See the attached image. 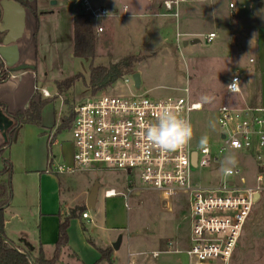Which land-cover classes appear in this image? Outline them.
<instances>
[{
    "label": "rangeland",
    "instance_id": "rangeland-1",
    "mask_svg": "<svg viewBox=\"0 0 264 264\" xmlns=\"http://www.w3.org/2000/svg\"><path fill=\"white\" fill-rule=\"evenodd\" d=\"M126 1H118V15H109L101 23L94 24L97 35V54L94 58L66 54V43L53 40L52 35V39L43 36L39 45L42 57H39L37 66L39 86L44 84L52 96L44 106L42 116L44 113L50 124L56 121L54 132L58 133L63 118L93 95L133 93L158 99L185 96L188 89L190 98L195 101L201 102L204 95L214 97L211 103L201 102V110H193L189 114L193 128L191 145L195 149L201 148L200 140L206 136L207 144L217 152L221 145L218 123V108L221 105L264 106L261 81V74L264 75V0H190L188 4L180 3L178 8L174 6L171 10L165 6L166 0H160L153 7L148 5L138 16L127 14L129 11L123 9ZM231 2L236 3L233 11L229 8ZM106 8L113 11L109 5ZM99 26L103 27L100 33L97 32ZM210 32H216L217 38L208 43L205 36ZM194 39L198 41L192 43ZM128 55L139 59L134 65V71L139 73L141 79L139 88L135 86L132 74V80L125 83L124 77L129 75L126 74L112 87L97 93L90 91L88 82L92 65L109 66ZM251 58L254 59L252 63ZM236 71L240 72L242 78L241 96L226 90L228 81ZM78 73L83 77L77 79L63 96L57 97L56 83ZM30 131L34 135L36 128ZM28 133L27 130L22 133V138L26 136L27 152L37 145L35 139H29ZM58 135L66 143L72 140L70 127L62 129ZM64 152L70 157L69 145H64ZM17 153L24 157V152L19 150ZM230 155L235 157L236 164L228 167H239L248 180L254 179L258 166L256 155L236 151L218 155L219 161L208 167L192 169V179L207 186H217L223 180H235L239 184L238 176L224 177L221 171L222 162ZM22 164L14 168L12 175V185L16 190L14 204L18 198V178L25 177ZM96 183L100 185L99 204L103 203L101 197L104 189L123 188L126 194L130 186L141 188L139 195L135 192L126 195L127 208L124 200L121 202L123 212L119 216L125 238L118 251L117 263L127 264L131 252H138L137 263L141 264H148V259L159 264L189 263L185 252L190 244L191 225L188 193H178L173 210L169 211L162 207L155 191L143 189L147 185L138 178L134 184L129 183L126 174L101 164L81 169L77 167L73 172L62 174L65 196L70 198L72 206L70 212L85 207L80 204L84 202L86 190ZM253 212L254 208L251 216ZM104 214L105 207L100 211L99 219ZM120 237L121 234H114L115 242ZM109 249L113 252L112 247ZM175 249L181 251L176 252ZM262 249L263 243L254 233L252 222H249L244 227L232 264H264ZM154 250L159 252L158 257L152 256Z\"/></svg>",
    "mask_w": 264,
    "mask_h": 264
},
{
    "label": "built area",
    "instance_id": "built-area-1",
    "mask_svg": "<svg viewBox=\"0 0 264 264\" xmlns=\"http://www.w3.org/2000/svg\"><path fill=\"white\" fill-rule=\"evenodd\" d=\"M98 1L77 0V3L93 20L113 14ZM181 1L166 0L165 6L169 10L174 6L178 8ZM229 8L233 11L236 3L231 2ZM102 31L103 27L99 26L97 32ZM216 38V32L205 36L208 43ZM250 62H254V59L251 58ZM233 77L240 81V91L235 94L241 96L243 89L239 71L233 73L227 85ZM131 80L130 75L124 77L125 83ZM226 90L230 93L227 87ZM185 91V96L158 99L142 94L114 92L87 98L75 106L70 125L72 162L55 165L53 169L57 173H64L73 172L77 167L104 165L126 174L129 183L134 184L138 178L147 185L143 189L155 191L162 207L169 211L173 210L178 193H188L191 225L190 244L185 252L189 264H232L234 252L261 188L245 186L239 167H231L230 173H223L224 177L238 176L239 184L235 180H223L217 186L194 181L191 171L218 162V155L226 151L252 153L256 155L258 166H264V106L221 105L218 108L221 145L217 152L209 144L195 149L191 141L176 152H162L146 140L145 130L156 122L163 107H170L190 121V112L201 110L203 104L192 100L188 89ZM42 94L50 96L44 89ZM261 178L260 174L258 179ZM140 190L137 185L130 186L127 195ZM104 194L111 197L119 192L109 188ZM82 217L89 218L88 211H84ZM158 255V251L152 252L153 257Z\"/></svg>",
    "mask_w": 264,
    "mask_h": 264
},
{
    "label": "crops",
    "instance_id": "crops-1",
    "mask_svg": "<svg viewBox=\"0 0 264 264\" xmlns=\"http://www.w3.org/2000/svg\"><path fill=\"white\" fill-rule=\"evenodd\" d=\"M26 1L29 7H26L25 30L23 36L17 41V45L19 63L33 65V68L11 71L9 78L0 82V103H4L11 113L26 110L35 95H43V89L49 92L50 96L48 97L52 96L51 91L44 84L39 86L37 66L39 57H42L39 45L43 36L50 38L52 35L53 40L58 41L57 39H59L61 42L66 43V54L70 53L74 56L73 21L78 8L77 0ZM118 1L99 0L98 4L105 7L109 5L110 9L113 10L111 15L114 16L118 15L120 10L117 7ZM157 1L160 0H127L123 9L129 11L127 12L128 15L138 16L143 13L148 5L153 7V4ZM185 2L188 4L190 0H182L180 3L186 4ZM34 12H36V16ZM104 20V18L94 20V23L99 24ZM261 81L264 87L263 74H261ZM55 93L57 97L63 96V93L59 94L57 90H55ZM42 121L41 128L31 124L23 126L17 139L3 152H0V171L5 168V160L12 162L13 170L24 163L22 164V170L25 177L23 179L18 178L17 202L14 204L16 190L15 186L12 185V199L4 207L7 238L17 246L19 251L28 253L33 258L37 257L42 251L45 257L49 259L52 258L55 252L61 222L60 216H68L70 208H72L70 198L66 197V189L62 184L63 173H57L53 166L71 163L73 147L72 141L66 143L65 140L59 138L58 133L54 132L56 121L50 124L44 113ZM35 128L36 131L33 135L30 130H35ZM24 130L29 132V139H35L37 144L28 152L26 151V136L22 138ZM4 142L0 132V147ZM65 144L70 147V157L64 152ZM19 150L24 152L23 158L18 155L17 151ZM256 169L255 177L252 180H248L247 176L243 174L245 179L243 184L245 186L261 188L253 215H250L246 226L249 222H252L254 233L263 243L264 257V166H257ZM260 174L261 180L258 179ZM5 179V175L0 176V181H5ZM90 187L86 190L84 202L80 204L85 205L84 211H88L89 218L84 219L82 214L71 218L68 228L69 242L62 248L60 258L56 264H110L106 259L101 258L99 250L113 248L115 243L114 234H121V244L118 249L113 248L111 256L113 264H120V262L117 263L118 251L121 249L125 236L122 219L119 215L123 212L121 207L123 200L124 206L127 208V193H124L123 188H118L116 190L119 194L106 197L104 194L106 189H104L101 197L103 203L100 202L99 204L98 194L95 208L89 209L87 207V197ZM135 193L136 195L140 194L139 191ZM104 207L105 214L103 218L99 219L100 211ZM116 219H119V221ZM129 255L130 259L127 264H141L137 263L138 252L134 254L131 252ZM148 262V264H159L152 262V259H148Z\"/></svg>",
    "mask_w": 264,
    "mask_h": 264
},
{
    "label": "trees",
    "instance_id": "trees-1",
    "mask_svg": "<svg viewBox=\"0 0 264 264\" xmlns=\"http://www.w3.org/2000/svg\"><path fill=\"white\" fill-rule=\"evenodd\" d=\"M1 1L0 0V22H1ZM25 8L29 7L26 0H16ZM77 13L74 16L73 21V36H74V48L73 54L79 58H94L97 54V35L94 30V20L83 11L80 4L77 5ZM35 16L37 15L36 12ZM139 59L134 55H128L112 63L109 66L95 65L90 68V77L88 86L93 93L112 87L119 79L126 74H133L134 65ZM11 69L6 68L2 58L0 57V82H3L9 78ZM81 73L75 74L72 77L58 81L56 83L57 92L62 94L68 91L77 79L82 78ZM50 97H44L43 95H35L26 110L11 113L4 103H0V107L14 119L15 125L8 132L9 139L4 142L0 147V152L9 147L18 136L20 129L28 124L42 126V111L44 106L49 102ZM74 118V109H72L67 116L62 120L61 125L58 128V133L64 129L69 128ZM13 164L10 160H5V168L0 171V176L5 175V181H0V264H56L60 258L61 250L69 242L68 228L71 218L77 217L79 213H83L85 207H79L73 209L66 217L61 218L59 225V235L56 242L55 252L52 258H46L44 253L40 251L37 257H32L30 254L19 251L17 246L10 241L5 233V216L4 207L10 202L13 195L12 188V175ZM7 238V241L5 240ZM101 258L106 259L110 264L112 262V251L108 249H100Z\"/></svg>",
    "mask_w": 264,
    "mask_h": 264
},
{
    "label": "water",
    "instance_id": "water-1",
    "mask_svg": "<svg viewBox=\"0 0 264 264\" xmlns=\"http://www.w3.org/2000/svg\"><path fill=\"white\" fill-rule=\"evenodd\" d=\"M26 8L16 0L1 1V22H0V57L7 68L11 71H19L27 68H33V65L19 63V49L17 41L23 36L25 30ZM198 39L191 42L195 43ZM134 84L137 88L141 86L140 75L137 72L132 74ZM15 125V121L10 117L2 107H0V132L7 142L8 132ZM100 185L94 184L87 197V207L94 209L99 194ZM258 196V195H257ZM256 196V198H257ZM257 200V199H256ZM7 241V238H5ZM122 238L113 244L114 249H118Z\"/></svg>",
    "mask_w": 264,
    "mask_h": 264
},
{
    "label": "clouds",
    "instance_id": "clouds-1",
    "mask_svg": "<svg viewBox=\"0 0 264 264\" xmlns=\"http://www.w3.org/2000/svg\"><path fill=\"white\" fill-rule=\"evenodd\" d=\"M226 87L230 93H239L240 81L233 77L232 82ZM213 99V96L204 95L201 97V102L211 103ZM145 137L158 150L171 153L184 148L190 143L193 137V128L190 121L182 118L178 112L170 107H163L156 122L147 126ZM200 144L201 146L207 144L206 136L201 138ZM235 164V157L230 155L222 162L221 171L230 173L232 168L228 165L235 166Z\"/></svg>",
    "mask_w": 264,
    "mask_h": 264
}]
</instances>
